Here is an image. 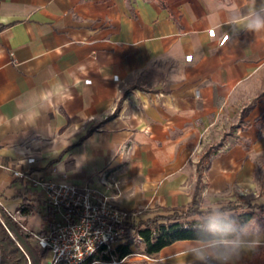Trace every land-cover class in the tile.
<instances>
[{
	"label": "crops",
	"instance_id": "0c3cea01",
	"mask_svg": "<svg viewBox=\"0 0 264 264\" xmlns=\"http://www.w3.org/2000/svg\"><path fill=\"white\" fill-rule=\"evenodd\" d=\"M253 13L264 16V0H0V206L14 216L24 201L25 228L45 232L55 215L38 176L88 183L145 217L187 206L201 168V205L205 186L258 203L249 222L261 245L228 263L248 262L264 249V30H250ZM228 125L232 141H209ZM199 149L211 150L206 167ZM182 242L204 241L161 250Z\"/></svg>",
	"mask_w": 264,
	"mask_h": 264
},
{
	"label": "built area",
	"instance_id": "2783aa9c",
	"mask_svg": "<svg viewBox=\"0 0 264 264\" xmlns=\"http://www.w3.org/2000/svg\"><path fill=\"white\" fill-rule=\"evenodd\" d=\"M127 147L123 145L121 149ZM14 175L25 176L14 170ZM40 186L54 219L45 232L34 233L33 243L50 254L47 264H115L119 262L117 247L128 241L133 247L142 243L138 232L125 234V221L139 211H131L115 204L108 195L91 185H76L61 179H31ZM99 181L106 187L117 188L119 181L109 179L106 171L99 173ZM15 216L20 218L19 212ZM14 216V217H15ZM104 255L109 258L105 260Z\"/></svg>",
	"mask_w": 264,
	"mask_h": 264
},
{
	"label": "trees",
	"instance_id": "16d2710c",
	"mask_svg": "<svg viewBox=\"0 0 264 264\" xmlns=\"http://www.w3.org/2000/svg\"><path fill=\"white\" fill-rule=\"evenodd\" d=\"M209 153L210 150H206L200 159V162H203V159L205 161L203 167L207 166ZM200 170L201 168H197L198 177L191 201L183 209H172L145 217L135 214L125 221V234L129 235L132 231L138 232L142 237V243L135 244L133 247L128 241L119 244L117 264H123L128 256L133 255L136 252L134 247L137 248L139 255L152 256L163 247L178 240L211 241L212 234L206 228V218L211 209H220L239 224L249 222L254 210L259 207L258 203L249 199H236L219 207L203 208L198 200L201 187ZM33 210V207L24 201L18 209L24 217L29 216ZM33 240L34 233L25 228V221L14 218L0 206V264H44L42 258L46 250L36 247ZM103 258L107 260L109 257L104 255ZM245 264H264V249L254 253Z\"/></svg>",
	"mask_w": 264,
	"mask_h": 264
},
{
	"label": "clouds",
	"instance_id": "9594fccd",
	"mask_svg": "<svg viewBox=\"0 0 264 264\" xmlns=\"http://www.w3.org/2000/svg\"><path fill=\"white\" fill-rule=\"evenodd\" d=\"M249 28L256 32L264 30V16L253 13ZM71 99H73L71 93L66 95L67 102ZM77 166H79V161ZM206 228L212 234L213 239L192 250L194 256L202 261H207L211 257L220 261V264H228L242 251H250L261 245L258 228H255L251 222L239 224L220 209L209 210Z\"/></svg>",
	"mask_w": 264,
	"mask_h": 264
},
{
	"label": "rangeland",
	"instance_id": "374dc122",
	"mask_svg": "<svg viewBox=\"0 0 264 264\" xmlns=\"http://www.w3.org/2000/svg\"><path fill=\"white\" fill-rule=\"evenodd\" d=\"M230 127L231 125H228L227 127H224V128L222 127L221 130L217 131V133H214L213 135H211V138H209V141L210 142L219 141V140H222L223 138H227L232 141L233 138L230 136L231 134ZM205 151L206 149L204 150L199 149V150L193 151V153L197 155L202 154V156H204ZM203 163H205L204 159H203L202 164ZM204 179L206 181V178ZM205 189H207L206 186L203 187L202 189L203 196H201L202 197L201 202H202L203 208H206L208 206L219 207L222 204H228L230 202L235 201L237 199V195H240L241 197H248L249 195L247 194L248 191H246L247 192L246 193L244 189H239L235 187V188L225 191L223 194L217 197H210L207 195L208 192L207 191L205 192ZM245 193L247 194L246 196L244 195ZM156 211L157 212L150 213V215H153L154 213H158L160 211L164 212L163 210H159V209ZM259 215H260L259 211H256L255 217L257 219L260 217ZM19 219H21L22 221V218H19ZM208 242L209 241L194 242V243L193 242H182L181 244H176L175 246H172L171 248L161 250L160 252L152 256L139 255V253L137 252V248L134 247V250L136 252L133 255L128 256L123 264H220V261L212 259L211 257L207 261H202V260L197 259L194 256L192 250ZM35 246L38 247L37 245ZM49 256L50 254L48 252L47 253L45 252L44 257L42 258V262L44 264H47L46 260L49 259ZM100 264H106V263H100Z\"/></svg>",
	"mask_w": 264,
	"mask_h": 264
}]
</instances>
